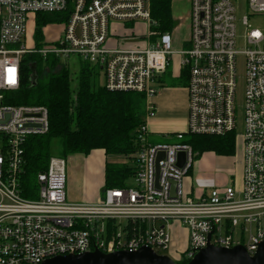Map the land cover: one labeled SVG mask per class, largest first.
<instances>
[{"label":"built area","instance_id":"2783aa9c","mask_svg":"<svg viewBox=\"0 0 264 264\" xmlns=\"http://www.w3.org/2000/svg\"><path fill=\"white\" fill-rule=\"evenodd\" d=\"M190 1L188 46L177 50L172 32L153 31L150 0H0V264H42L58 256L142 247L169 252L177 263L191 261L209 244L242 245L251 255L258 250L264 241V29L245 16L241 35L235 0ZM248 1L250 15L264 17V0ZM39 13L65 14L56 22L65 29L57 42L36 49L25 42ZM139 22L145 25V45L110 47L115 24L129 32L124 41L139 42ZM241 37L246 50L238 47ZM26 54L44 60L55 56L66 66L71 59L88 64L95 76L103 75L107 90L144 94L147 118L155 115L151 102L159 80L177 56L179 77L185 72L188 80L187 129L175 134L173 143H151L145 122L133 181L106 190L97 203L68 199V159L62 157L51 158L38 175L37 197L27 199L21 193L26 143L49 132L50 113L44 106L7 104L20 88ZM239 56L246 63L242 185L219 187L208 181L204 190L209 194L194 199L184 179L195 151L184 140L236 132ZM180 153L185 155L181 167ZM160 154L164 158L158 160ZM173 224L188 231L182 252H173Z\"/></svg>","mask_w":264,"mask_h":264},{"label":"trees","instance_id":"16d2710c","mask_svg":"<svg viewBox=\"0 0 264 264\" xmlns=\"http://www.w3.org/2000/svg\"><path fill=\"white\" fill-rule=\"evenodd\" d=\"M150 0L151 15L156 23L153 31L171 33L174 29L173 2ZM65 14L39 13L34 33L35 48L44 45V28L63 21ZM35 77V80L33 78ZM96 76L88 64L79 66L78 85L68 66L59 58L44 60L38 54H26L21 61L20 88L12 92L7 104L44 106L50 113V130L46 135L30 137L26 143L21 193L27 199L38 195V175L48 169L52 157L68 159L72 155H89L103 150L108 159L105 166L104 192L127 187L136 175L135 155L140 150V129L147 114L144 94L131 91H109L105 86L93 87ZM186 73L171 85H187ZM236 132L224 136L187 135L184 142L198 153L214 152L234 156ZM125 156L129 163H111V157ZM162 254V253H161ZM190 261L179 262L187 264Z\"/></svg>","mask_w":264,"mask_h":264},{"label":"crops","instance_id":"0c3cea01","mask_svg":"<svg viewBox=\"0 0 264 264\" xmlns=\"http://www.w3.org/2000/svg\"><path fill=\"white\" fill-rule=\"evenodd\" d=\"M178 1V0H177ZM142 24V23H141ZM140 24H138L139 26ZM116 33L112 36L109 44L112 48L117 47H129L131 45L140 44L145 45L147 41L144 37V33H140L139 42H127L124 41V37L129 35V32L123 29L120 24L114 26ZM181 23L174 18L173 32H178ZM145 32V31H144ZM187 40L184 42L183 38L180 39L176 34L174 35V46L178 50L182 47L188 46V40L190 35V26L188 29ZM179 77V58L176 56L174 65L169 71L159 80V92L158 95L152 100V104L155 107V115L151 117H145V122L148 129L149 141L151 143H173L176 141L175 134L185 132L188 123V94L186 85H171L176 80L180 81ZM226 159L225 157H219ZM214 160V157L212 158ZM72 163V173L70 180V192L71 201L73 202H90L97 203V190L101 188L104 192L105 185V166L108 161L105 152L103 150H94L89 155H72L68 158V164ZM218 168L221 166H229V163L225 160L219 159ZM193 169V168H192ZM192 172V170H191ZM190 172V173H191ZM189 173V174H190ZM188 174V175H189ZM240 181L235 185L240 188L243 178V157L241 160V173ZM187 177V176H186ZM217 186H222L220 181L216 182ZM187 194L194 198L200 199L204 195L209 194V190L195 189L194 185L188 186L186 190ZM176 228L177 232L184 234V247L181 251H184L188 245V231L179 226L173 224L171 226L172 231ZM174 235V234H173ZM179 247V241L177 235L173 238V252Z\"/></svg>","mask_w":264,"mask_h":264},{"label":"rangeland","instance_id":"374dc122","mask_svg":"<svg viewBox=\"0 0 264 264\" xmlns=\"http://www.w3.org/2000/svg\"><path fill=\"white\" fill-rule=\"evenodd\" d=\"M235 6L238 9V18L240 20L239 29L240 34L243 35L245 28L242 26V19L245 16H249L250 24L253 27L264 29V17L263 15L251 16L250 15V8H249V1L248 0H235ZM190 11H191V1L190 0H178L173 2L172 7V14L173 19L175 18L181 23L180 29L178 32H173L172 35L179 36L180 39L183 38L185 42L187 40V32L190 26ZM60 17H58L59 19ZM139 26H136V29L140 33H144L145 25L139 22ZM35 23L33 20L30 21V38L27 39L25 42L26 44H30L34 42V33H35ZM65 26L63 24H51L44 28V44H51L55 43L59 40L60 35L63 33ZM238 47L240 50L247 49V43L244 37H241L238 42ZM66 62H64L65 64ZM81 62L78 59H71L67 61V66L70 68L73 78L75 79L74 89L78 85V74H79V66ZM92 85L94 88H98L99 86H104V77L100 73L97 75L93 81ZM245 91H246V63L244 56H239L238 63H237V88H236V113H237V129H236V139H237V150L234 156H220L214 152H204L198 153L195 152L194 157V165L192 172L184 179V188L185 191L188 189V186L194 185L195 189L204 190V186L208 181L217 182L220 181L222 186L224 187L228 185H235L240 181V173H241V160L243 157V133H244V104H245ZM71 157V156H70ZM69 157V158H70ZM214 157V160L212 158ZM225 157L226 159L219 158ZM219 159L227 161L229 166H220ZM111 163H129L130 159L126 158L125 156H117L111 157L109 159ZM221 164V163H220ZM222 165V164H221ZM72 163L71 161L68 164L67 169V195L68 199H71V192H70V180H71V173H72ZM97 201L99 202L102 200L104 192L101 191V188L97 190ZM177 235L179 241V247L177 250L178 252H182L181 250L184 247V234L177 232L176 228L172 231V235ZM173 235V238H174ZM164 255H170L168 253H164ZM171 255L174 256L173 253Z\"/></svg>","mask_w":264,"mask_h":264},{"label":"water","instance_id":"95a60500","mask_svg":"<svg viewBox=\"0 0 264 264\" xmlns=\"http://www.w3.org/2000/svg\"><path fill=\"white\" fill-rule=\"evenodd\" d=\"M35 80V77L33 78ZM184 153L179 154L178 166L184 163ZM164 158L160 154L158 160ZM159 177V168H157ZM211 234L209 235V239ZM42 264H178L168 255H160L152 248L142 247L137 251H115L104 253L100 250L94 252L58 256L45 260ZM187 264H264V241L258 250L251 255L244 246L238 245L233 248H222L209 244L202 249Z\"/></svg>","mask_w":264,"mask_h":264}]
</instances>
